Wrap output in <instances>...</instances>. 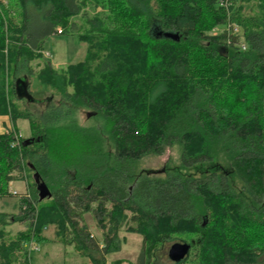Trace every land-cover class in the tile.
<instances>
[{"label":"trees","instance_id":"16d2710c","mask_svg":"<svg viewBox=\"0 0 264 264\" xmlns=\"http://www.w3.org/2000/svg\"><path fill=\"white\" fill-rule=\"evenodd\" d=\"M33 13L41 34L30 31ZM234 24L246 49L227 30ZM72 31L87 44L84 60L44 63L35 94L52 92L50 104L22 107L16 77L31 83L44 39ZM249 84L251 98H237L243 111L225 113L220 101ZM80 109H92L90 123ZM0 117V198L29 171L52 193L40 200L33 180L19 214L0 212V264H29L27 244L49 227L93 264L121 250V230L143 236L135 264H170L173 240L191 249L171 264H264V0H0ZM21 118L31 135L17 142ZM176 145L179 162L163 174L140 168ZM27 220L15 235L5 230Z\"/></svg>","mask_w":264,"mask_h":264},{"label":"rangeland","instance_id":"374dc122","mask_svg":"<svg viewBox=\"0 0 264 264\" xmlns=\"http://www.w3.org/2000/svg\"><path fill=\"white\" fill-rule=\"evenodd\" d=\"M89 14L93 11L91 7L87 9ZM30 31L32 34H41L44 31L45 23L41 20L38 15L34 13L31 16ZM77 24L83 25L82 17H76L74 19ZM85 27V26H84ZM83 26L82 29H85ZM87 50V44L82 42L75 31L70 33L62 34L55 33L46 37L43 41V58L36 60L32 63L34 76L31 78V91L35 96L38 92L35 84V75L42 68L44 63L50 62L56 69L66 68L69 64L77 63L84 60ZM38 94V93H37ZM52 92L38 95L34 105L30 106L25 101H21L17 98V102L22 107L28 105L33 108L35 114L43 112L50 104L49 97ZM59 97L55 96L54 102H58ZM28 104V105H27ZM92 110V109H91ZM87 109H80L78 112L79 121L82 124L88 122V117L93 111ZM17 128L20 130L23 137H29L31 135L30 121L28 119H19L17 121ZM180 158V148L176 145L169 147L161 155H149L142 159L140 168L143 170H151L153 172L164 173L165 168L177 164ZM27 178V179H26ZM25 179L16 180L10 185V196L0 198V212H5L10 215H17L20 213V197L29 191L32 193L29 182L34 180L33 173L29 171L26 174ZM13 191L18 192L20 195H14ZM84 221L89 226L91 234L98 241L103 243V233L96 223L93 213L89 212L84 215ZM30 221L16 222L9 224L5 227L11 235H15L21 230L28 228ZM54 229L49 227L45 230L44 235L47 238H42L40 241L35 242V245L39 249L30 247V262L29 264H88V258L83 257L74 248L73 245H66L61 242L54 241ZM120 237L122 238V247L120 251L112 252L107 255L106 264H113L116 259H123L125 264H135L138 261V256L141 251L143 236L138 233L126 232L125 230L120 231ZM180 240H173L166 243V252L163 253L165 260H170L168 257L169 247ZM30 244H27L29 247ZM172 261H170L171 264Z\"/></svg>","mask_w":264,"mask_h":264},{"label":"water","instance_id":"95a60500","mask_svg":"<svg viewBox=\"0 0 264 264\" xmlns=\"http://www.w3.org/2000/svg\"><path fill=\"white\" fill-rule=\"evenodd\" d=\"M166 35L176 38L177 40L179 39V36L176 33L167 32ZM19 82L25 84V78H19L17 80V83ZM29 97L32 98L33 96L29 94ZM34 180L37 184V190L40 200H44L52 196L51 190L49 189L47 184L43 180H41L39 173L34 174ZM190 249H191V245L187 242L184 241L175 242L168 249V257L173 262H181L186 258Z\"/></svg>","mask_w":264,"mask_h":264},{"label":"clouds","instance_id":"9594fccd","mask_svg":"<svg viewBox=\"0 0 264 264\" xmlns=\"http://www.w3.org/2000/svg\"><path fill=\"white\" fill-rule=\"evenodd\" d=\"M255 88L254 84L247 85L242 91L233 89L231 92L227 93L226 98L224 100H221V104L227 105L224 108L225 113H230L234 110H240L243 111V104L238 103V97L243 98L246 94L249 98H251L252 95V89Z\"/></svg>","mask_w":264,"mask_h":264},{"label":"flooded vegetation","instance_id":"af4514ba","mask_svg":"<svg viewBox=\"0 0 264 264\" xmlns=\"http://www.w3.org/2000/svg\"><path fill=\"white\" fill-rule=\"evenodd\" d=\"M19 78H25V84H23L22 82L17 83V80ZM15 81H16L15 90L17 93V97L19 99L24 100L28 104H34L35 102H38L37 100L38 98L31 91V87L27 75L25 74L19 75L16 77ZM29 94H31L33 97L32 98L29 97Z\"/></svg>","mask_w":264,"mask_h":264},{"label":"built area","instance_id":"2783aa9c","mask_svg":"<svg viewBox=\"0 0 264 264\" xmlns=\"http://www.w3.org/2000/svg\"><path fill=\"white\" fill-rule=\"evenodd\" d=\"M227 30L228 32H231L233 33L234 35H240V36H237L239 38L238 40V45L242 48V49H246L247 48V44L245 43L244 39H243V36H241V28L238 26V25H228L227 26ZM12 131L15 132V130L12 129ZM15 135H16V139H17V142H19L18 140L22 138V134L21 133H18V132H15ZM14 194L16 195H19L18 192L16 191H13ZM21 197H25L27 199H31V194L28 192H26L25 194H23ZM30 246L29 248L32 246V248H35V249H39L36 245H35V242L34 241H31L30 243Z\"/></svg>","mask_w":264,"mask_h":264},{"label":"crops","instance_id":"0c3cea01","mask_svg":"<svg viewBox=\"0 0 264 264\" xmlns=\"http://www.w3.org/2000/svg\"><path fill=\"white\" fill-rule=\"evenodd\" d=\"M5 118L4 117H0V133H3L6 131L7 125L5 124ZM79 253V252H78ZM84 257V256H83ZM88 258V257H86ZM123 260V259H122ZM88 264H93L92 261L90 260V258H88ZM126 262L124 261L122 264H125Z\"/></svg>","mask_w":264,"mask_h":264}]
</instances>
